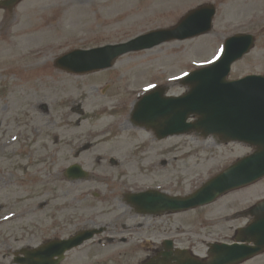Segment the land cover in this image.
<instances>
[{"label": "rangeland", "instance_id": "374dc122", "mask_svg": "<svg viewBox=\"0 0 264 264\" xmlns=\"http://www.w3.org/2000/svg\"><path fill=\"white\" fill-rule=\"evenodd\" d=\"M205 2L217 6L210 33L126 54L103 72L76 75L55 65L57 57L75 48L123 42L173 26L188 10ZM229 3L233 1L23 0L13 13L0 9V168L22 173L10 189L0 187V204L8 203L0 216L10 211L9 205L20 208L25 201L28 220L37 225L35 206L43 200L39 197L44 188L38 183L41 174L32 171L52 160L49 156L55 149L56 168L67 167L74 158L68 143L75 137L95 143L86 159L89 166L98 168L97 174L112 171L118 177L126 175L129 185H164L175 193L190 192L250 153L245 144L220 143L213 136L195 133L160 141L130 122L132 105L149 86H164L168 95L184 94L189 88L178 76L210 63L224 40L236 33H251L256 40L251 52L233 65L230 78L264 74V15L260 8L232 11ZM108 19L114 20L107 23ZM97 151L120 163L113 166L105 161L100 166L94 158ZM262 197L264 179L198 212L172 215L171 220L227 239L233 228L247 220L237 213ZM94 253L72 254L97 264ZM131 256L136 263L135 252ZM11 258L8 252H0V264H9ZM243 264H264V254Z\"/></svg>", "mask_w": 264, "mask_h": 264}, {"label": "water", "instance_id": "95a60500", "mask_svg": "<svg viewBox=\"0 0 264 264\" xmlns=\"http://www.w3.org/2000/svg\"><path fill=\"white\" fill-rule=\"evenodd\" d=\"M19 1L4 0L2 4L11 6ZM214 13V6H204L190 12L174 28L141 35L127 43L75 49L59 57L56 64L74 73L105 69L127 52L210 31ZM254 41V36L245 34L229 38L225 52L217 62L184 78V83L191 86L188 93L181 97H164L165 89L159 88L145 95L136 106L133 120L154 129L159 138L195 130L206 136L216 134L225 141H241L255 147L253 154L240 159L192 194L185 197L158 196V201H162L168 211L210 203L220 194L264 176V76L228 80L232 63L247 53ZM191 117L196 120L189 122ZM260 232L264 237V232ZM215 247L214 260L206 264H236L256 253L247 252L244 245ZM26 256L25 264H48L40 262L42 252H28Z\"/></svg>", "mask_w": 264, "mask_h": 264}, {"label": "flooded vegetation", "instance_id": "af4514ba", "mask_svg": "<svg viewBox=\"0 0 264 264\" xmlns=\"http://www.w3.org/2000/svg\"><path fill=\"white\" fill-rule=\"evenodd\" d=\"M73 150L75 159L84 153H81L84 151L82 147ZM99 163L101 166V158ZM43 164L44 168L38 173L41 174L38 183L44 188V194L39 198L45 199L38 206L36 230L24 216L3 223L0 227V252H28L33 238H37L36 246L41 252H67L59 264L91 263L76 258L73 252H95L97 264H145L161 252H203L196 249L195 243L189 244V238L178 239L179 233L174 231L171 214L142 213L132 205L128 199L129 192L144 190L139 189L138 184L129 185L126 175L118 177V184H107V179L97 174H89L87 179L62 180L55 159L43 161ZM17 180L10 173L3 178V183ZM62 181L67 184L61 186ZM92 199L96 202L91 203ZM89 230L97 234L78 247H66L65 241ZM50 244L51 247L45 248ZM134 252L138 257L136 263L132 262Z\"/></svg>", "mask_w": 264, "mask_h": 264}, {"label": "bare ground", "instance_id": "6f19581e", "mask_svg": "<svg viewBox=\"0 0 264 264\" xmlns=\"http://www.w3.org/2000/svg\"><path fill=\"white\" fill-rule=\"evenodd\" d=\"M218 1H220V2L233 1V3H229V7L231 8L232 11H235L237 9L240 13H242L243 11L249 10V9L260 8L261 12H262L261 15H264V0H246L242 4L236 3V2H234V0H218ZM125 15H127V14H125ZM116 19H118V18H116ZM113 20L114 19H108L107 23H111V22H113ZM39 55H41V54L40 53L37 54V56H39ZM250 191H252V190H249L247 192H250Z\"/></svg>", "mask_w": 264, "mask_h": 264}]
</instances>
